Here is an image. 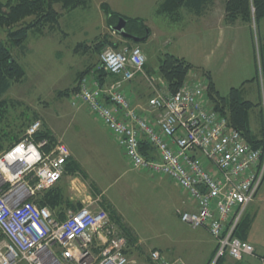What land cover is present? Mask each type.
Returning a JSON list of instances; mask_svg holds the SVG:
<instances>
[{
    "label": "built area",
    "instance_id": "2783aa9c",
    "mask_svg": "<svg viewBox=\"0 0 264 264\" xmlns=\"http://www.w3.org/2000/svg\"><path fill=\"white\" fill-rule=\"evenodd\" d=\"M145 65L139 46L103 49L98 66L80 79L72 106L97 118L132 171L165 177L185 193L191 209L177 215L213 239L207 264L254 256L236 232L264 182V144L253 147L214 109L203 79L171 93L161 79L146 76L152 94L144 106L133 105L124 86ZM97 71L105 73L102 81ZM41 131V122L34 121L0 156V264H137L126 236L94 201L60 214L40 205L70 158L64 144L37 140ZM148 261L178 264L157 250Z\"/></svg>",
    "mask_w": 264,
    "mask_h": 264
},
{
    "label": "rangeland",
    "instance_id": "374dc122",
    "mask_svg": "<svg viewBox=\"0 0 264 264\" xmlns=\"http://www.w3.org/2000/svg\"><path fill=\"white\" fill-rule=\"evenodd\" d=\"M103 3L110 10L120 12L121 16L126 18L138 14V10H144L148 6L145 0H92L85 10L77 9L67 13L59 6H54L56 11L61 13L57 31L49 33L44 30L42 35H29L23 53L10 48L14 59L23 67L25 77L19 83L13 84L2 98L7 105V114L0 123L5 134L0 156L19 142L31 121L37 119L50 132L55 140L54 143L65 142L78 155L75 157L78 161H75L78 165L76 172L66 171L63 179L55 186L63 190L65 204L52 211L58 213L63 210H75L82 205V202L92 200L99 208L107 211L123 234L121 226L127 227V232L131 231L128 232L131 241L126 236L129 249L130 246L135 247L134 242L138 238L141 245L137 244V247L148 250L166 235L164 229L167 224H172L173 220L177 221V212L183 211L181 210L182 201L184 199L187 201L183 196L185 193L172 181L165 180V177L162 180H158L159 178L154 180L151 175L150 178L146 174L142 175L144 174L142 171H132L125 158L121 156L122 162L120 155L105 144L107 141L115 143L97 118L85 107H76L71 104L74 94H71V91L79 81L76 79L77 74L94 64L97 67L99 59V54L74 53L73 49L78 43L93 45L97 41L109 38L110 41L120 45H133L110 30L106 22L107 18L100 9ZM214 6L216 10H221L222 0H214ZM140 14L144 15V13ZM140 20L144 22L143 19ZM149 26L151 28L149 39L134 45L141 48L147 67L152 70L149 72L144 68L143 73L136 75L124 89L127 98L133 105L139 107L145 105L152 94L146 76L152 75L155 79H161L169 90L167 82L159 74L158 64L162 55L176 50L177 53L184 54L191 62L196 55L193 49V38L205 36L204 30L200 36H194L196 25H194L193 17L188 13H182L179 21L176 22L168 18L163 22L156 17ZM243 26L236 25L231 28L232 30L241 29L237 32L238 36L236 35V38L240 39L239 52L237 47L228 49L229 44L223 50L225 56H228V50L230 53V63L228 62L226 70L231 73L238 67H245L249 73L252 72L253 76V54L245 46L246 32L242 29ZM252 32V42L256 47L257 40L264 41V19L260 21L258 27L252 26ZM0 40L7 45L5 31L1 29ZM223 61L224 57L218 54L214 69L220 67ZM189 71H194L195 76H190ZM189 71L186 72L182 84L194 79H203L209 84L205 73H199L195 69ZM260 73L258 70V82L253 83L252 86L249 85L243 97L245 101L249 100L256 105L249 112L250 131L255 135L263 136L264 75L260 76ZM216 76L218 78V75ZM136 79L141 80L147 88V93L141 94L142 97L146 96L144 101L138 100L136 95ZM219 80L221 79L218 78ZM54 134L62 137L64 142L57 137L56 139ZM14 135L16 141L9 142ZM71 161H73L72 158ZM251 214L254 218L253 231L256 232L257 238L264 242V185L257 202L252 205ZM248 216L251 215L248 214ZM2 243L1 236L0 244ZM131 251L129 250V253L132 255ZM149 252L143 253L146 260ZM146 260L142 258L141 261Z\"/></svg>",
    "mask_w": 264,
    "mask_h": 264
},
{
    "label": "trees",
    "instance_id": "16d2710c",
    "mask_svg": "<svg viewBox=\"0 0 264 264\" xmlns=\"http://www.w3.org/2000/svg\"><path fill=\"white\" fill-rule=\"evenodd\" d=\"M91 1L92 0L0 1V29L5 31V37L7 39V45L0 40V123L7 114V105L2 99L3 96L10 90L13 84L19 83L25 77L23 67L14 59L10 48L17 49L23 53L29 35H42L44 30L49 33L57 31L61 13L56 11L54 6H59L61 10L67 13L77 9L85 10ZM212 1L213 0H162L157 8V13L165 16L170 21L176 22L179 21L182 13H188L189 15L201 14L207 7L213 4ZM222 2L224 7V23L228 26L240 22L252 30L253 25L254 27H258L260 21L264 19V0H222ZM100 9L107 18L106 22L110 30L117 24L118 20L122 18L126 21L125 31L128 34L140 39L145 38L142 42L148 40L149 31L142 20L121 16L111 11L104 3L100 5ZM124 40L133 43V45L127 46H137L134 44L140 43ZM109 46L117 49L121 45L120 43L110 41L109 38H104V40L97 41L93 45L78 43L74 47L73 52L84 55L90 52L94 55H100L102 50ZM256 54L258 57V70L261 72V76L264 75V43L260 42V40H257ZM95 66L96 64H94V66H89L84 71L78 73L76 79L80 81V79L86 75V73H89L91 69H94ZM158 69L160 76H162L168 84L169 92L175 93L181 87L186 72L190 69L192 70L193 67L183 58L166 53L160 58ZM258 70L256 80H258ZM205 75L209 79L207 94L214 109L224 115L230 126L239 131L249 144L255 148L262 145L264 142V135L257 137L252 134L248 124L249 112L256 105L241 98V88H233L229 91L227 97H222L215 89L210 74L205 73ZM104 77L105 73L103 71L96 72V78L98 80L102 81ZM78 83L72 89L71 94L77 91ZM34 121H37V119L32 120L31 123ZM4 137V130L0 127V151L3 149L2 141H4ZM36 138L37 140L47 139L50 144H53L55 141L50 135V132L43 127V125L42 131ZM15 139L16 136L14 135L9 139V142L16 141ZM77 168V163L68 159L65 172L75 173ZM64 197L63 190L54 186L45 193V196L40 201V205L47 206L51 210L59 209V207L65 204ZM251 224L252 218L245 214L236 232L240 240L247 234ZM122 230L131 241V237L127 230L125 228H122Z\"/></svg>",
    "mask_w": 264,
    "mask_h": 264
},
{
    "label": "crops",
    "instance_id": "0c3cea01",
    "mask_svg": "<svg viewBox=\"0 0 264 264\" xmlns=\"http://www.w3.org/2000/svg\"><path fill=\"white\" fill-rule=\"evenodd\" d=\"M145 1L148 3V6L145 7L144 10H138L137 11L138 14H135L128 18L143 19L145 22V26L147 27L149 31L148 35L150 37L151 28L149 25L152 22V20H154L157 17V18H160L163 22H165L166 17L157 13V8L159 4L162 2V0H145ZM212 2L213 4L207 7L201 14L191 15L194 19V25H196V31L193 33L194 36L196 37L200 36L203 30L205 32V36L193 38V49L197 56L194 55L193 60H191L190 62L184 54H179L176 52V50H172L169 53L179 58H183L190 65H192L193 69L197 70L199 73H209L215 89L222 97H227L229 91L233 88H241V98L244 99L243 96H245L247 93V90H248L247 87L249 85L252 86V84L253 83L255 84V82H258V80H256V75H257V70H258V57L256 54V47L253 45V42H252L253 33H252V30L248 26L246 25L243 26L242 23L240 22H237L234 25H229V26L226 25L224 23V7L222 6L221 10H216L214 6V0ZM113 12L120 14V12H117L115 10ZM140 13H144V15ZM236 25L237 27L243 26L244 28L242 29H244L246 32V43L245 41L244 43H245V46L248 47V51H250L251 54H253V63H254L253 76H252V72L249 73L247 69H245V67L244 68L238 67L237 69L232 70L231 73L228 72V70H226L228 62L230 63V53L228 50V56H225V53L223 50H225L226 46L229 44L230 47H228V49L237 47V51H238V45L240 43V39L238 40L236 37L238 36L237 32L240 31L241 29L240 30L231 29ZM260 42L264 43V41H261V40ZM218 54L224 57V61L220 67H217L216 69H214V64L217 60ZM146 69L149 70L147 65H145V70ZM151 70L152 69H150L149 72ZM216 75H218V78L221 80L218 81V78ZM135 83H137L135 84V91H136L137 97L139 98L138 100L144 101L146 96L142 97L141 94H144V93L146 94L147 88L141 83V80L139 79H136ZM125 86H124V89H125ZM246 101L250 102L249 100H246ZM248 124H249V117H248ZM53 136L55 138L57 137L58 139H61L64 142L62 137L56 136L55 134ZM256 136L261 137L258 135ZM111 142L107 141V143L105 144L107 145V147L111 148L118 155H120V160L122 159V162H123L124 156H123L122 151L118 147H115L116 145L112 144ZM63 144L68 148L70 152L69 159L71 160L72 158L73 161L78 162L77 159L75 158L76 156H78L76 155L75 151L65 142ZM121 156H123V158H121ZM135 174H138V173H135ZM145 174L146 173L142 175H145ZM147 175L148 174H146V176ZM148 177L150 178V175H148ZM154 178H159L158 180L164 179V177H159V176L158 177L153 176V179ZM165 180H167V178ZM263 185H264V182L260 190L258 191L255 200L249 205L245 213L246 215L248 214L251 215L249 217L252 218V221H254V218L251 214L252 205L255 202H257L261 194ZM182 205L183 207L181 210L187 211L191 209L189 205L187 204V201H185V199L182 201ZM52 212L54 214L61 213V212L56 213L54 211ZM123 223L125 222L123 221ZM122 228L123 227L121 226V229ZM164 230H166V235L163 237L164 239L161 238L156 245L154 244V246H152L148 250H144L143 247L141 250L137 247V244L141 245L140 244L141 242L138 238L136 239V242H134V244L136 243L135 247L130 246L129 250H132L131 251L132 255L130 253L129 254L131 258L136 260L137 264H142V263L150 264V262L148 261V258L146 260L145 256L143 255V253L146 254L150 250L152 251L157 250L161 252L164 256H166V258L169 261H174V262H177L178 264H207L209 259L211 258V256L213 255L215 251V243L213 239L210 237V235L205 230L191 229L190 227L183 224L179 220L178 216H177V221L173 220L172 224L168 223ZM242 240L249 243L254 248L255 255L244 257L241 261H234L228 257H224L219 261L218 264H261V258L264 257V242H262L263 240H259L257 238L256 232L253 231V223L251 224L247 234L244 236ZM142 258L145 259L146 261L142 262L141 261ZM20 264H25V263L22 262Z\"/></svg>",
    "mask_w": 264,
    "mask_h": 264
},
{
    "label": "water",
    "instance_id": "95a60500",
    "mask_svg": "<svg viewBox=\"0 0 264 264\" xmlns=\"http://www.w3.org/2000/svg\"><path fill=\"white\" fill-rule=\"evenodd\" d=\"M125 24H126V21L122 18H120L117 22V24L112 27V32L114 34H117L119 37H121L122 39H126V40H130L134 43H139V42H142L145 40V38H137V37H134L133 35H130L128 34L126 31H125Z\"/></svg>",
    "mask_w": 264,
    "mask_h": 264
},
{
    "label": "bare ground",
    "instance_id": "6f19581e",
    "mask_svg": "<svg viewBox=\"0 0 264 264\" xmlns=\"http://www.w3.org/2000/svg\"><path fill=\"white\" fill-rule=\"evenodd\" d=\"M51 210V209H50Z\"/></svg>",
    "mask_w": 264,
    "mask_h": 264
}]
</instances>
